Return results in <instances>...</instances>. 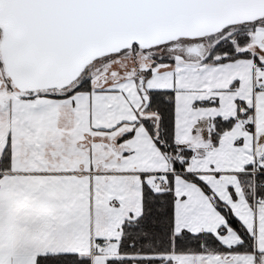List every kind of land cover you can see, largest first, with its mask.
Returning <instances> with one entry per match:
<instances>
[{
	"label": "snow or ice",
	"instance_id": "obj_1",
	"mask_svg": "<svg viewBox=\"0 0 264 264\" xmlns=\"http://www.w3.org/2000/svg\"><path fill=\"white\" fill-rule=\"evenodd\" d=\"M0 264H264V0H0Z\"/></svg>",
	"mask_w": 264,
	"mask_h": 264
}]
</instances>
